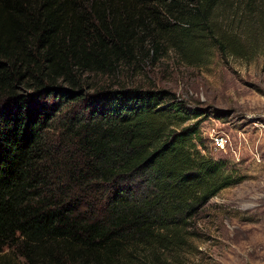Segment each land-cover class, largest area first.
Returning a JSON list of instances; mask_svg holds the SVG:
<instances>
[{"label": "trees", "instance_id": "trees-1", "mask_svg": "<svg viewBox=\"0 0 264 264\" xmlns=\"http://www.w3.org/2000/svg\"><path fill=\"white\" fill-rule=\"evenodd\" d=\"M172 51L264 57V0H0V264H155L241 181L207 109L121 82Z\"/></svg>", "mask_w": 264, "mask_h": 264}, {"label": "rangeland", "instance_id": "rangeland-1", "mask_svg": "<svg viewBox=\"0 0 264 264\" xmlns=\"http://www.w3.org/2000/svg\"><path fill=\"white\" fill-rule=\"evenodd\" d=\"M121 82L166 89L190 107L207 109L201 122L205 153L223 158L228 170L242 176L199 211L186 247L162 253L155 264H264V57L226 59L216 51L194 66L172 51L127 69ZM213 129L229 135L225 149L214 147ZM1 254L19 259L8 248Z\"/></svg>", "mask_w": 264, "mask_h": 264}, {"label": "built area", "instance_id": "built-area-1", "mask_svg": "<svg viewBox=\"0 0 264 264\" xmlns=\"http://www.w3.org/2000/svg\"><path fill=\"white\" fill-rule=\"evenodd\" d=\"M211 142L214 144L215 148L225 149L230 143V137L226 133L213 129L211 132Z\"/></svg>", "mask_w": 264, "mask_h": 264}]
</instances>
